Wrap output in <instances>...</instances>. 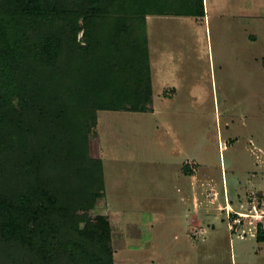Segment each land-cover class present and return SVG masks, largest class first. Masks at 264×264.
Wrapping results in <instances>:
<instances>
[{
    "label": "rangeland",
    "instance_id": "374dc122",
    "mask_svg": "<svg viewBox=\"0 0 264 264\" xmlns=\"http://www.w3.org/2000/svg\"><path fill=\"white\" fill-rule=\"evenodd\" d=\"M205 4L150 22L180 55L154 112L101 111L89 134L106 195L80 216L109 221L115 264H264V0Z\"/></svg>",
    "mask_w": 264,
    "mask_h": 264
},
{
    "label": "trees",
    "instance_id": "16d2710c",
    "mask_svg": "<svg viewBox=\"0 0 264 264\" xmlns=\"http://www.w3.org/2000/svg\"><path fill=\"white\" fill-rule=\"evenodd\" d=\"M149 16L204 2L0 0V264H115L109 221L80 216L106 195L89 134L151 109Z\"/></svg>",
    "mask_w": 264,
    "mask_h": 264
},
{
    "label": "crops",
    "instance_id": "0c3cea01",
    "mask_svg": "<svg viewBox=\"0 0 264 264\" xmlns=\"http://www.w3.org/2000/svg\"><path fill=\"white\" fill-rule=\"evenodd\" d=\"M203 2H204L205 16L201 17V18L189 17V16H149V17H147V38H148L149 60H150V68H151L152 90H153V105L151 107V110H149L148 112H154L155 81L158 80V82H160L162 87L165 89L164 95H165V93H168L167 91H169V88L167 89V86H169L171 84L170 83L171 78L168 79V77L165 75V71H166L165 68H167V65H173V63L170 64V61L173 62L175 60V57H176V59H177L176 60V63H177L176 70L178 72L179 61H180V55L178 54V52H177V55L175 56L176 53L175 54L173 53L174 50L170 51L166 48V45L164 43H163V45L160 46L156 41L153 40V35L151 36V33H150L151 31L149 28L150 22L153 20H172L173 21V20H189V19H197V20L202 19L206 22L208 20V13L206 10L205 0H203ZM175 52H176V47H175ZM155 58H158V59H155ZM158 65H160V66H158ZM158 67H161V69H157ZM170 90H176V87H174ZM194 177L195 176L193 175V178ZM232 203H233V201L231 200V203L229 201V204L228 203L227 204L232 206ZM224 205H226V204H224ZM194 220H196V219H192L193 222H194Z\"/></svg>",
    "mask_w": 264,
    "mask_h": 264
}]
</instances>
